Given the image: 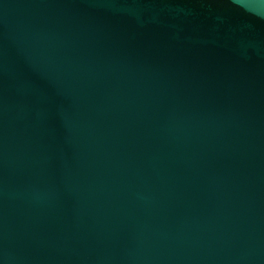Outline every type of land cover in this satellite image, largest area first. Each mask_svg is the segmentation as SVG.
Instances as JSON below:
<instances>
[{
    "label": "water",
    "instance_id": "obj_1",
    "mask_svg": "<svg viewBox=\"0 0 264 264\" xmlns=\"http://www.w3.org/2000/svg\"><path fill=\"white\" fill-rule=\"evenodd\" d=\"M0 264H264V0H0Z\"/></svg>",
    "mask_w": 264,
    "mask_h": 264
}]
</instances>
